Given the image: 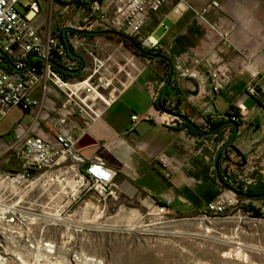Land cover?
Masks as SVG:
<instances>
[{"label":"built area","instance_id":"2783aa9c","mask_svg":"<svg viewBox=\"0 0 264 264\" xmlns=\"http://www.w3.org/2000/svg\"><path fill=\"white\" fill-rule=\"evenodd\" d=\"M43 4H48L50 19L63 17L67 27L53 32L50 26L48 29L38 26L37 18ZM171 4L172 12L178 17L187 11L193 12L196 19L208 27L209 40H229L230 32L207 18L211 12L220 9L221 4L216 0L198 9L185 0H27L25 3L0 0V112L6 116L19 108L25 114L33 113L34 123L43 120L55 129L53 140L28 130L7 147L6 152L13 154L17 167L11 171L0 170V264H37L42 261L41 256L51 257L56 253L54 243L36 239L38 215L31 207L24 206L23 195L33 192L39 182L42 181L43 186L52 182L67 184L66 179L72 175L73 201L87 195H94L103 202L119 199L116 171L103 163H87L75 149L74 136L64 129L68 125L70 131L77 129L71 122L73 117L99 120L125 93L129 82L141 69L135 60L141 58L140 53L131 46L130 40L138 43L141 50L167 55L161 41L149 33L148 23ZM159 26L168 31L164 21ZM98 31L120 37L128 47L122 59L118 60L114 53L99 56L101 47L89 41V36ZM69 50L79 59L71 58ZM88 57L92 58L89 64L86 62ZM178 76L206 83L196 65L180 68ZM208 76L212 93H220L226 84L224 76L218 70H210ZM48 84L62 92L65 100L45 113ZM245 92L261 101L257 106L264 107L263 84L252 83ZM153 95L156 103L157 93ZM162 107L164 110L157 109L159 113L172 116L166 112L173 111L169 99H163ZM237 109L238 116L231 120L243 125L248 112L244 107ZM215 116L218 115H212L220 118ZM174 118L176 123H183ZM131 119L136 122L140 117L134 115ZM142 120L150 122L153 116L144 115ZM203 126L210 129L207 122H203ZM225 149L220 160L224 186L220 195L206 204L204 215L221 217L238 210L254 220H264V198L239 197L228 189L241 191L244 195L249 188L264 185V167L258 165L259 157L246 159ZM158 163L168 178L177 169L164 156L158 158ZM68 193L65 192V196L68 197ZM169 204H157L154 214L161 218L168 216ZM63 214L64 210L58 213L53 225L64 223Z\"/></svg>","mask_w":264,"mask_h":264},{"label":"crops","instance_id":"0c3cea01","mask_svg":"<svg viewBox=\"0 0 264 264\" xmlns=\"http://www.w3.org/2000/svg\"><path fill=\"white\" fill-rule=\"evenodd\" d=\"M219 2L221 8L211 12L207 18L211 23L220 25L222 30L232 31L229 40L224 42L227 48L221 51V66H215L218 50L212 49L205 35L182 54H172L174 51L170 48L175 45V37L171 34L178 28L183 30L189 24L185 15L191 11L178 17L170 9L172 4L166 5L149 21V33L161 41L167 55L168 51L171 52L168 56L172 62L173 75L164 99H169L173 109L178 107L180 115L199 126L208 115L223 116L231 107H244L248 113L245 115L244 124L238 128L232 146L246 159L258 156V165L264 167V107L255 105L252 113L245 107L249 100L255 101L246 94V88L256 82L264 84V0ZM43 11L48 13V4L41 7L37 18L38 26L45 29L50 26L53 32L67 27L65 19L57 16L52 19L49 17L46 26L44 18L41 17ZM171 15L175 20L170 28L166 21ZM162 21L168 31L159 26ZM161 29H164L163 37L156 36V32ZM89 41L101 47L99 56L114 53L120 60L128 52V47L116 34L98 31L89 36ZM231 46L238 50L237 52L248 51L249 56L254 58V65H248L237 52L230 57ZM135 60L140 64V72L129 82L122 97L99 120L73 117L71 122L77 125V129L70 131L71 126L68 125L64 131L71 132L74 136L75 149L87 163H103L116 171L119 198L131 202L145 200L155 206L159 202H169L170 214L204 210L209 200L220 195L217 193L220 192L217 185L209 180L213 170L214 143L212 140L203 141L200 137L190 134L185 125L175 122L174 116L162 115L157 111L153 94L158 95L165 84L169 67L157 59ZM86 62L91 63L92 58H86ZM194 65L202 73L205 84L197 79L178 76L180 68ZM210 70L220 71L226 80L225 86L218 94L211 91L208 76ZM255 74L259 77L255 78ZM60 93L63 101L55 104L52 109L64 102V94ZM44 104L46 106V96ZM14 110L22 111L19 108ZM147 114L153 116L150 122L142 120ZM27 115L31 117V123L25 129L16 131L12 143L28 130L53 140L55 129L52 124L43 120L34 123V114ZM134 115L140 117L136 122L131 119ZM227 135L228 133L225 139ZM243 136L246 141L240 144V138ZM205 151L210 154H205ZM161 156L177 168L170 178L158 163ZM50 185H56L59 189L55 193L57 189L54 188L51 194H62L64 186L61 183L52 182ZM63 207L64 205L60 207L53 204L48 210L58 215L64 210Z\"/></svg>","mask_w":264,"mask_h":264},{"label":"rangeland","instance_id":"374dc122","mask_svg":"<svg viewBox=\"0 0 264 264\" xmlns=\"http://www.w3.org/2000/svg\"><path fill=\"white\" fill-rule=\"evenodd\" d=\"M210 1L214 0H185L192 7ZM18 9L23 11L21 6ZM41 17L48 26L49 14L43 11ZM185 17L189 24L171 34L175 37V45L170 48L174 51L172 54H182L200 37L207 36L208 27L192 12ZM174 20L171 15L166 24L171 28ZM163 34L164 29L156 32L158 37ZM208 42L213 50H218L215 66H221V51L227 44L218 39ZM231 48L230 57L238 51ZM237 53L248 65H254V58L248 51ZM62 101L60 91L48 84L44 112L51 111ZM255 105L251 99L245 107L252 113ZM30 123L31 117L20 110L6 116L0 112V170L11 171L17 167L13 154L6 152L7 147L12 144L16 131L25 129ZM245 141L243 136L239 142L244 144ZM71 176L66 179L67 184L62 183L64 190L58 196L51 194L57 189L56 185L43 186L42 181L33 192L23 195L24 206L31 207L38 215L36 239L56 245L55 255L41 256L39 264H264V220H254L238 210L221 217H206L201 210L171 213L161 218L154 214L155 204L145 200L131 202L119 198L103 202L94 195H87L73 201ZM65 192H69L68 197ZM53 204L64 205L61 216L64 223L57 226L53 225L57 214L48 210ZM89 259L91 263H86Z\"/></svg>","mask_w":264,"mask_h":264},{"label":"trees","instance_id":"16d2710c","mask_svg":"<svg viewBox=\"0 0 264 264\" xmlns=\"http://www.w3.org/2000/svg\"><path fill=\"white\" fill-rule=\"evenodd\" d=\"M130 41H131V44H132L131 46L132 47H134L136 50L140 49V46H139L138 43H135L132 40H130ZM142 51H143V53L139 54V56L141 58H143V59H151V60L153 58H155L157 60H160L162 63H165L166 67L167 66L169 67V73L166 75V79H165V83H166L172 77L170 75V66H172V62L169 59V56L165 55V54H162V53L151 54L148 51H145V50H142ZM82 64H83V61H81V65ZM172 75H173V73H172ZM170 84H171V82L169 81V84H168L167 88L164 90L161 99L159 101H156V103H155L156 109L164 110V108L162 107L163 99L168 94L169 87L171 86ZM252 98L256 101L257 104H261L260 100H258L255 97H252ZM172 112L176 113V114H180L179 110H178V107H174ZM237 116H238V109L236 107H231L223 116H219L220 118H213L212 115H208V116L205 117L203 122H207L208 123V125L210 126L209 130H206L204 128L203 123L200 126L199 125H195L194 123L190 122L188 119H187L186 122L183 121L182 124L186 126V128H187V130L189 131L190 134L200 137V139H202L203 141L204 140H206V141L212 140L213 143H214V146H215L214 147V152H215L214 157H215L217 151L233 136L234 129L231 126H228V123H233L236 126H238V128L242 125V123H237V122H234V121L231 120V118L237 117ZM215 117H218V116H215ZM226 117L228 119H226ZM227 133H228L227 139H225V136H226ZM236 137H237V134L233 136L232 142L225 149V151H229V152L232 151L237 156H241L240 154H238V152L232 146V143L235 141ZM219 144H220V147L217 148V146ZM206 153L210 154L208 151H205V154ZM221 157H222V154H220V156L218 158V169H219L220 175H221V165H220ZM209 180H210V182L212 184H216L217 185V187L219 188V191H220V192H217L218 195H219L221 193V189L224 186V184H220L218 182V180L216 178V173H215L214 167H213V170H212V175L209 178ZM221 180H222V177H221ZM239 192L242 193L241 191H239ZM244 195L246 197H248V198H254V199L264 198V185L263 184H259V185L255 186V187H251V188H249L247 190V192ZM214 199L209 200L208 203L213 201ZM157 204L164 205L165 203L159 202Z\"/></svg>","mask_w":264,"mask_h":264},{"label":"water","instance_id":"95a60500","mask_svg":"<svg viewBox=\"0 0 264 264\" xmlns=\"http://www.w3.org/2000/svg\"><path fill=\"white\" fill-rule=\"evenodd\" d=\"M106 33H111V32H106ZM106 33H104V34H106ZM63 40L66 42V37H65V34L63 35ZM138 52L139 53H143V51L141 50V49H138ZM68 53H69V56L71 57V58H75V59H79V57L78 56H76L72 51H68ZM52 64H54L56 67H58V68H60L58 65H56L55 63H53L52 62ZM61 70H63V71H65V72H68V73H71V72H69V71H67V70H65V69H62L61 68ZM170 75L172 76V66H170ZM169 81H170V79L163 85V87H162V89L160 90V92L158 93V95H157V101H159L160 99H161V97H162V94H163V92H164V90L167 88V86H168V84H169ZM168 114H170V115H172V116H175V117H177V118H179V119H181V120H184V121H187V119H186V117L185 116H183V115H180V114H176V113H173V112H170V111H166ZM228 126H231V127H233V129H234V131H233V136L234 135H236L237 133H238V126H236L235 124H233V123H228ZM233 136L217 151V153H216V155H215V157H214V160H213V167H214V170H215V173H216V178H217V180H218V182L220 183V184H223V182H222V180H221V177H220V173H219V169H218V158H219V156H220V154L223 152V150L225 149V148H227L229 145H230V143L232 142V140H233ZM232 193H234L235 195H237V196H239V197H246L245 195H243V194H241V193H239V192H237V191H235V190H233V189H231V188H228Z\"/></svg>","mask_w":264,"mask_h":264},{"label":"bare ground","instance_id":"6f19581e","mask_svg":"<svg viewBox=\"0 0 264 264\" xmlns=\"http://www.w3.org/2000/svg\"><path fill=\"white\" fill-rule=\"evenodd\" d=\"M92 260V259H91ZM91 260L89 259V260H86L87 262L86 263H88V262H90L91 263ZM37 264H39V262L37 263ZM80 264V263H79Z\"/></svg>","mask_w":264,"mask_h":264},{"label":"snow or ice","instance_id":"6c2138e0","mask_svg":"<svg viewBox=\"0 0 264 264\" xmlns=\"http://www.w3.org/2000/svg\"><path fill=\"white\" fill-rule=\"evenodd\" d=\"M98 171V170H97Z\"/></svg>","mask_w":264,"mask_h":264}]
</instances>
